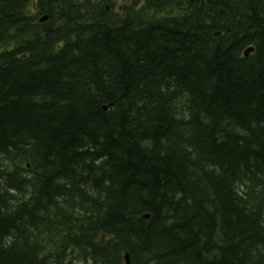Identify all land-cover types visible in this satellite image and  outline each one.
I'll return each instance as SVG.
<instances>
[{"label": "trees", "instance_id": "obj_1", "mask_svg": "<svg viewBox=\"0 0 264 264\" xmlns=\"http://www.w3.org/2000/svg\"><path fill=\"white\" fill-rule=\"evenodd\" d=\"M129 1L0 0V264H264V0Z\"/></svg>", "mask_w": 264, "mask_h": 264}, {"label": "bare ground", "instance_id": "obj_2", "mask_svg": "<svg viewBox=\"0 0 264 264\" xmlns=\"http://www.w3.org/2000/svg\"><path fill=\"white\" fill-rule=\"evenodd\" d=\"M124 261H125V264H129L128 255L127 254L124 255Z\"/></svg>", "mask_w": 264, "mask_h": 264}, {"label": "water", "instance_id": "obj_3", "mask_svg": "<svg viewBox=\"0 0 264 264\" xmlns=\"http://www.w3.org/2000/svg\"><path fill=\"white\" fill-rule=\"evenodd\" d=\"M250 51H251V49H248V50L244 53V55H245V56L248 55ZM105 109H106V108H104V110H105Z\"/></svg>", "mask_w": 264, "mask_h": 264}]
</instances>
